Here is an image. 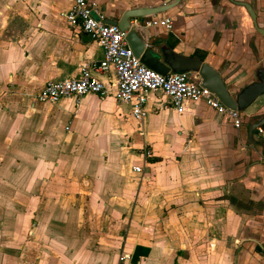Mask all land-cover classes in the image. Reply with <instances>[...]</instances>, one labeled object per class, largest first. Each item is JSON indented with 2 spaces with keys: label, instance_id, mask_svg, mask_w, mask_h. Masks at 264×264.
<instances>
[{
  "label": "crops",
  "instance_id": "obj_1",
  "mask_svg": "<svg viewBox=\"0 0 264 264\" xmlns=\"http://www.w3.org/2000/svg\"><path fill=\"white\" fill-rule=\"evenodd\" d=\"M87 1L119 18L173 0ZM232 1L247 3L264 29V0ZM69 6L0 0V264H264V127L248 134L264 95L239 128L199 102L177 114L157 92L141 122L111 94L38 103L46 82L78 78L102 59L61 18ZM128 28L199 58L230 96L264 67V38L229 0H179Z\"/></svg>",
  "mask_w": 264,
  "mask_h": 264
},
{
  "label": "built area",
  "instance_id": "obj_2",
  "mask_svg": "<svg viewBox=\"0 0 264 264\" xmlns=\"http://www.w3.org/2000/svg\"><path fill=\"white\" fill-rule=\"evenodd\" d=\"M68 1L70 6L61 14V18L67 26L78 29L95 42L102 50V59L97 64L81 68L78 78L46 82L35 96L36 102L55 104L66 98L78 102L86 95L104 99L111 94L117 104L128 107L129 116L134 121L141 122L146 115L144 105L147 94L157 92L168 99L177 114L183 111L185 103L199 102L231 123L233 128L241 126L240 113L221 105L214 95L192 81L189 73H167L162 76L144 67L127 46L126 30L121 32L116 26L103 23L104 18L95 3L87 0ZM162 24L168 30L171 28L169 19H164ZM110 70L113 78L108 77ZM100 75L107 76L105 82L99 79ZM256 132L260 134L261 129H256ZM140 157L143 161L149 160L152 152L142 148ZM141 171L140 167H131L134 174ZM126 260L127 255H120L117 261L121 263Z\"/></svg>",
  "mask_w": 264,
  "mask_h": 264
},
{
  "label": "water",
  "instance_id": "obj_3",
  "mask_svg": "<svg viewBox=\"0 0 264 264\" xmlns=\"http://www.w3.org/2000/svg\"><path fill=\"white\" fill-rule=\"evenodd\" d=\"M230 2L244 8L251 20L256 33L264 38V29L256 25L255 13L244 2ZM179 0L154 8H141L123 12L119 18H104L103 23L116 26L121 32L126 30L125 40L128 48L139 58L140 63L147 69L164 76L167 73H189L195 75L194 82L215 96L225 108L238 113L243 112L256 98L264 95V67H257L252 73V80L242 87L234 96H230L218 73L203 63L199 58L180 56L165 45L153 46L145 42L129 27L135 20L148 16L163 14L174 8ZM264 126V116L248 127V134Z\"/></svg>",
  "mask_w": 264,
  "mask_h": 264
},
{
  "label": "rangeland",
  "instance_id": "obj_4",
  "mask_svg": "<svg viewBox=\"0 0 264 264\" xmlns=\"http://www.w3.org/2000/svg\"><path fill=\"white\" fill-rule=\"evenodd\" d=\"M39 103V102H38ZM45 104H47V103H45ZM243 112H241V114H242ZM138 153V152H137Z\"/></svg>",
  "mask_w": 264,
  "mask_h": 264
},
{
  "label": "trees",
  "instance_id": "obj_5",
  "mask_svg": "<svg viewBox=\"0 0 264 264\" xmlns=\"http://www.w3.org/2000/svg\"><path fill=\"white\" fill-rule=\"evenodd\" d=\"M262 127H264V126H262Z\"/></svg>",
  "mask_w": 264,
  "mask_h": 264
}]
</instances>
